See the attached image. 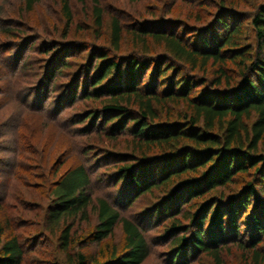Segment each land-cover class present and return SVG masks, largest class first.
<instances>
[{"label": "trees", "instance_id": "1", "mask_svg": "<svg viewBox=\"0 0 264 264\" xmlns=\"http://www.w3.org/2000/svg\"><path fill=\"white\" fill-rule=\"evenodd\" d=\"M20 1L9 19L0 14L6 57L0 69L5 78L12 71L19 74L14 77L25 73L29 85L15 91L11 80L1 95L33 99L29 115L42 116L44 127L68 141L56 167L45 163L43 214V225L58 237L56 247L68 264H144L157 247L164 249L159 264L201 259L224 264V252L234 242L248 261L264 264V0L249 13L238 9L241 0H218L216 13L207 15L195 11L193 0H176L190 7L183 11L197 23L184 24L192 35L180 32L177 18L152 15L132 26L130 54L122 50L128 25L112 13L109 46L86 39H20L25 25L18 18L33 12L40 0ZM54 1L60 18L72 23L73 0ZM104 1L76 0L83 7L91 3L98 34L110 13ZM229 64L235 68L228 70ZM209 67L215 75L211 81L185 74L189 69L206 73ZM176 108L180 118L174 117ZM10 122L1 125L0 133L6 132L0 139L4 134L17 139L18 126L11 129ZM124 137L129 152H119ZM5 142L0 167L8 176L22 149L2 148ZM31 151L43 160L38 148ZM252 173L255 179L241 195L225 197L223 190ZM0 178L1 210L8 179ZM99 188L109 193L98 194ZM143 197L158 201L129 215ZM92 210L96 225L86 239L77 240L74 227L90 220ZM8 219L0 222V264H24L29 245L10 232ZM119 226L125 235L122 250L111 243ZM88 238L100 247L98 254L83 252ZM78 244L81 250L75 251Z\"/></svg>", "mask_w": 264, "mask_h": 264}, {"label": "rangeland", "instance_id": "2", "mask_svg": "<svg viewBox=\"0 0 264 264\" xmlns=\"http://www.w3.org/2000/svg\"><path fill=\"white\" fill-rule=\"evenodd\" d=\"M263 0H241L240 8L242 12L249 13L256 7L257 3ZM0 11L1 19H9L11 15L15 14V11L19 10L21 5L20 0H2ZM196 5L193 8L196 12H204V14L216 13L217 5L220 3L218 0H193ZM75 3V15L74 21L72 23H67L65 20L61 19L60 15V5L54 0H40V3L37 4L36 9L33 12L23 13L21 21L25 25L23 32L24 34L19 37L20 39L24 38H33L38 40L40 36L43 38L42 41L46 40H59L64 43L67 42H80L81 40L86 39L88 44H93L95 46H103L107 44L109 46V26H110V15L111 13L115 16H120L122 21L128 25L127 32L124 34L125 38L123 41L122 50L125 54L133 53L135 50L134 38L132 36V26L135 24L136 20L144 21L147 19L154 18V15L157 19L166 18V16H172L177 18L178 25L180 26V32H187L188 35H192V29L185 26L184 24L190 23L189 26H197L195 21H188L184 16H186L187 11L183 9L190 8L187 3H180L176 0H143L139 2L138 5L127 6L130 4V0H106L102 4L110 13L107 15V23L105 28L101 31L100 34L96 33L97 28L93 24L91 3L86 7L78 4L76 0H73ZM125 5V6H124ZM124 6V7H123ZM171 9V13H168ZM131 26V27H130ZM130 27V28H129ZM49 34V35H48ZM31 35V36H29ZM38 42H41V41ZM2 37L0 36V43H3ZM85 44V43H84ZM158 52H164L162 49H157ZM36 61L35 51L30 52ZM88 51L81 55L82 57L88 56ZM156 53V52H154ZM39 57V56H38ZM13 60H8L7 66L12 65ZM83 61H78L80 63ZM2 67L6 63V57L2 48H0V64ZM41 63H37V67ZM6 66V65H5ZM235 66L233 64L228 65V70L233 69ZM8 74V72H6ZM185 74L195 78H206V81H211L215 75L214 70L209 67L206 71H194L190 69L185 70ZM232 74V73H230ZM9 77L5 78L4 72L0 69V127L1 125L11 120V129H15L18 126V136L17 139L12 138L8 134H4L5 138L0 139L1 142L7 141L3 144L2 148H18L22 149L20 157L22 159L14 162L15 171H12L8 174L4 172V169L0 167V174L4 176L6 181L5 189V202L4 207L0 210V222L6 221L5 218L9 217L11 221L12 234H16L22 238L26 245H29V253L25 259L24 264H68V259L64 253H61L56 247L58 242V237L55 234H52L48 229L43 225V214L46 209L47 199L45 198V183L44 178L46 177V172L44 171L45 163L50 162L49 165L56 167L60 159L61 152L64 151V148H68V141L61 133L57 132L54 128L44 127V119L40 115H29V104L33 105V99L26 98H16L9 95L10 98L6 97V92L4 95H1L3 88L11 87L15 89H25L29 84L25 82V73H22L23 76L14 77L19 74H15L13 71L8 74ZM5 83H8L4 86ZM208 86V84H207ZM10 94V91L8 92ZM7 100V101H6ZM25 100V102H23ZM87 105L86 103L84 104ZM174 110V117L180 118L177 115V112L180 110L176 108ZM163 118H166L165 112L163 113ZM174 118V119H177ZM7 123L6 128L10 125ZM5 131V130H4ZM1 132L0 134L4 133ZM6 132V131H5ZM32 133V134H31ZM33 135V138H31ZM34 139V140H33ZM123 139H121L122 142ZM125 140V141H124ZM124 143H118L119 152H129L126 149V141L129 140V137H124ZM17 141V142H16ZM70 144L71 141L69 140ZM17 143V144H16ZM36 144V146H35ZM32 148H38L42 152L41 156L43 160H37L36 156L31 153ZM36 151V150H34ZM2 154L0 153V158ZM40 170H37V169ZM44 172H43V171ZM62 170V169H61ZM7 176V177H6ZM20 176V177H19ZM52 177H50L49 181ZM255 179V174H246L241 175L237 178L234 185H230L222 192L225 197H231L232 195H241V193L246 190V185ZM1 180V178H0ZM46 180V179H45ZM48 181V180H46ZM98 194L106 195L109 193L108 190H102L101 188L97 189ZM157 196V195H156ZM23 201L25 204H22ZM158 200L150 197H143L135 207L132 209V212L128 213L129 215H136L147 208L151 207ZM96 215L92 210L89 219L86 221H81L76 224L74 227V236L77 240L86 239L88 234L93 230L96 225ZM9 234V233H8ZM157 233L151 232L150 236H156ZM264 240V237L262 238ZM125 235L122 231L121 226L116 229L115 235L111 238V243L116 244L119 250H122L124 247ZM89 242L87 246L82 249L83 252H89L92 254H98L100 252V247L96 243H92L91 238L87 239ZM80 242V241H79ZM262 252H264V244L260 246ZM81 250L80 245H77L75 251ZM162 247H157L153 249L151 257L144 264H159V251L163 252ZM247 252L243 251L239 244L230 243L228 248L224 252V264H254L253 261H248L246 259ZM196 264H213L212 261L208 259H201L200 262Z\"/></svg>", "mask_w": 264, "mask_h": 264}]
</instances>
